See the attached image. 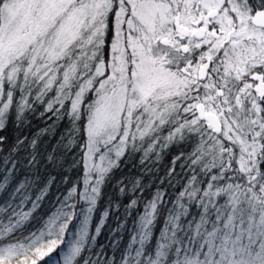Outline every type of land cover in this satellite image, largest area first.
<instances>
[{"label":"snow or ice","instance_id":"snow-or-ice-1","mask_svg":"<svg viewBox=\"0 0 264 264\" xmlns=\"http://www.w3.org/2000/svg\"><path fill=\"white\" fill-rule=\"evenodd\" d=\"M37 102L73 127L63 152L43 156L48 129L11 143L0 134V264H264V0H0V133ZM78 139L81 174L64 176L71 186L43 219L57 177L40 166L63 170ZM184 144L194 147L172 160L187 169L175 197L161 188L176 187L170 167L127 246L116 237L125 221L110 230L113 255L94 252L122 199L131 194V217L152 187L114 179L120 161L141 153L151 174L153 156Z\"/></svg>","mask_w":264,"mask_h":264},{"label":"trees","instance_id":"trees-1","mask_svg":"<svg viewBox=\"0 0 264 264\" xmlns=\"http://www.w3.org/2000/svg\"><path fill=\"white\" fill-rule=\"evenodd\" d=\"M55 93L49 94V99L54 96ZM41 113H45V104L37 102L35 105V110L27 114L26 122L19 129L14 126L13 122H9L7 126V130L0 133L2 135H6L9 137V142L11 143L14 140L16 135L26 136L29 140L37 135L43 129H48L47 134L42 135L39 140V151L43 156L46 151H51L53 148L59 149L60 152H63V145L60 143L61 138L67 137L69 130L73 127L70 124V121L65 116L60 119L57 116L53 115L51 111L45 113L41 116ZM14 118V114H13ZM79 136V134H77ZM66 143V139H65ZM80 143H83L82 139H78L77 146L72 149L67 156H61V159H66L67 163L65 164V168L63 170H56L52 166H48L47 169L43 166V162L40 166L41 175L47 176L49 172L52 175L57 177L56 181L51 185L50 191L48 195L41 201V207L37 210L35 215L42 217L43 219L47 218V215H50L52 212L56 211L58 206L57 197L60 199L63 198L62 193H66L67 188L71 185H65L63 183L64 176L67 175L71 180L75 181L78 179L81 174L82 169L77 166L76 168H72L71 164L75 160H79L82 154V149L78 146ZM194 145L193 144H184L179 147L172 146L168 149H165L162 153V158L157 163L155 162V157L153 156V163L149 166L152 168V173H142V166L140 165V156L141 153L129 154L126 155L120 161V167L113 172L114 179H119L121 176L124 177H135L143 175V181L147 184H152V187L143 193V197L141 203L137 206L135 210L132 211L131 217H125L124 215V205L129 202L131 198V194L125 196L121 201V207L119 210H113L112 214L107 218L106 224L102 229L101 234L97 237L96 242L92 244V250L100 251V246L103 245V251L108 255H113V249L111 247L112 236L110 235V230L116 228L119 222L126 221V228L121 232L116 233V237L119 239L120 247H126L130 238L131 232L130 229L133 227V222L136 219L137 215L143 211V204L147 199L151 198L152 193L155 191L157 186L160 185V178L165 177L168 169L170 167L175 168V177L172 179V183L176 185V187H171L165 182L161 188L166 191V199L174 198L176 193L180 190L181 185L183 184L182 177H184L187 173V169H182L181 165L185 164V160L181 159L177 161L175 165L172 164V160L175 156L179 155V153L183 152L185 157L189 152L192 151ZM23 155V153H21ZM97 162L98 159H97ZM111 190V185L105 188V193H109ZM38 194L36 191L33 192V199L35 195ZM114 198L115 193H113ZM107 200V195L105 199L99 202L98 211L94 214L93 222L89 225L90 235L95 234L94 229L96 223L99 221V214L103 211L105 207V201ZM170 206V205H169ZM30 207V205H29ZM43 219L32 221L29 225V231H34L39 229L42 226ZM163 225V219L161 218L154 228V232L158 234L159 228ZM70 229L74 232L76 228V223L71 224ZM28 233L25 232V235ZM122 237V239H120ZM118 256L119 253H116ZM31 256V254H30ZM47 259V257L45 258ZM39 264H44V261H39Z\"/></svg>","mask_w":264,"mask_h":264}]
</instances>
